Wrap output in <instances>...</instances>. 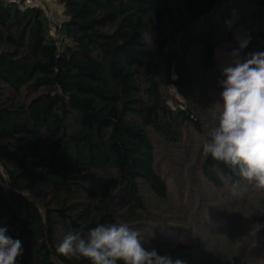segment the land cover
Wrapping results in <instances>:
<instances>
[{"label": "trees", "instance_id": "16d2710c", "mask_svg": "<svg viewBox=\"0 0 264 264\" xmlns=\"http://www.w3.org/2000/svg\"><path fill=\"white\" fill-rule=\"evenodd\" d=\"M51 4L58 25L46 4L0 0V227L17 264H90L55 249L97 224L184 264H264V189L202 148L223 104L216 52L239 47L225 22L251 37L241 58L264 51V0Z\"/></svg>", "mask_w": 264, "mask_h": 264}, {"label": "clouds", "instance_id": "9594fccd", "mask_svg": "<svg viewBox=\"0 0 264 264\" xmlns=\"http://www.w3.org/2000/svg\"><path fill=\"white\" fill-rule=\"evenodd\" d=\"M229 27L231 21L227 22ZM237 49L218 50L225 77L218 113L202 148L205 157L227 165L257 189H264V51L241 58L250 35L237 34ZM0 227V264H17L23 254L19 239ZM56 252L66 258L86 259L90 264H184L168 255H158L155 248L142 246L140 233L127 224H97L83 234V228L69 231L56 245Z\"/></svg>", "mask_w": 264, "mask_h": 264}, {"label": "built area", "instance_id": "2783aa9c", "mask_svg": "<svg viewBox=\"0 0 264 264\" xmlns=\"http://www.w3.org/2000/svg\"><path fill=\"white\" fill-rule=\"evenodd\" d=\"M8 3L10 4H15L18 7L21 8H26V7H42L43 5H47L48 6V19L50 21V25H58L59 21H60V17L58 12L56 11V9L52 6L51 2L52 0H6ZM229 20H227L225 23L227 25L228 28H231L232 26L229 27V24L227 23ZM232 25V24H231ZM49 27V33L51 37H56V31L57 28H59L60 26H48Z\"/></svg>", "mask_w": 264, "mask_h": 264}, {"label": "rangeland", "instance_id": "374dc122", "mask_svg": "<svg viewBox=\"0 0 264 264\" xmlns=\"http://www.w3.org/2000/svg\"><path fill=\"white\" fill-rule=\"evenodd\" d=\"M56 9H57V11H59V13L61 14V12H62V7L61 6H59V5H57L56 4V7H55ZM237 20H235V19H232V21H231V24L232 25H235V24H237ZM233 27V26H232ZM229 28L230 30H232V34H233V36L235 37L238 33H243L244 32V29L241 27V26H236L234 29L233 28ZM230 48V46H225V47H223L222 49L225 51V52H231L232 50H228ZM216 56H217V59H218V61H219V65H220V68H221V56H220V54H218V50H217V52H216ZM175 190L176 191H178V188H170V191H169V199H172V196H174V194H175ZM178 195V194H177ZM167 210H168V214L169 215H171L172 214V204L170 205V203L169 202H167ZM188 224H190L189 222L187 223V225Z\"/></svg>", "mask_w": 264, "mask_h": 264}, {"label": "crops", "instance_id": "0c3cea01", "mask_svg": "<svg viewBox=\"0 0 264 264\" xmlns=\"http://www.w3.org/2000/svg\"><path fill=\"white\" fill-rule=\"evenodd\" d=\"M239 34H243V33L241 32V33H239Z\"/></svg>", "mask_w": 264, "mask_h": 264}]
</instances>
